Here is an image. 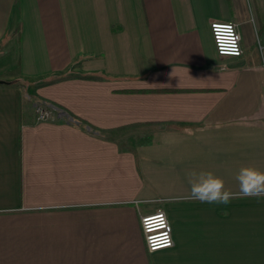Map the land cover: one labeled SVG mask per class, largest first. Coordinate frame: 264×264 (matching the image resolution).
I'll return each instance as SVG.
<instances>
[{"label": "crops", "instance_id": "0c3cea01", "mask_svg": "<svg viewBox=\"0 0 264 264\" xmlns=\"http://www.w3.org/2000/svg\"><path fill=\"white\" fill-rule=\"evenodd\" d=\"M212 21L236 24L239 57ZM9 44V79L65 78L28 103L0 83V264H264V197L186 198L189 171L232 191L264 171V0H0ZM39 99L57 118L34 119ZM132 127L153 133L111 134ZM157 210L173 244L148 252Z\"/></svg>", "mask_w": 264, "mask_h": 264}, {"label": "clouds", "instance_id": "9594fccd", "mask_svg": "<svg viewBox=\"0 0 264 264\" xmlns=\"http://www.w3.org/2000/svg\"><path fill=\"white\" fill-rule=\"evenodd\" d=\"M186 179L190 186L186 198L201 203L228 204L233 199L264 197V171L254 167L240 168L235 177L238 191L227 189L224 179L210 171H189Z\"/></svg>", "mask_w": 264, "mask_h": 264}, {"label": "built area", "instance_id": "2783aa9c", "mask_svg": "<svg viewBox=\"0 0 264 264\" xmlns=\"http://www.w3.org/2000/svg\"><path fill=\"white\" fill-rule=\"evenodd\" d=\"M209 27L214 50L218 56L236 58L241 55V36L235 23L212 21ZM226 29H230V31H226ZM230 42L234 43L235 51L230 47ZM48 112L46 113L40 110V114L36 117V121L51 119L52 116L49 117ZM159 217L163 218L162 226L157 219ZM140 228L148 252L172 246L173 237L171 226L166 214L162 210H157L153 214L142 216L140 218ZM165 239L167 243L164 242ZM154 243L160 244L161 246L153 247Z\"/></svg>", "mask_w": 264, "mask_h": 264}, {"label": "rangeland", "instance_id": "374dc122", "mask_svg": "<svg viewBox=\"0 0 264 264\" xmlns=\"http://www.w3.org/2000/svg\"><path fill=\"white\" fill-rule=\"evenodd\" d=\"M17 48L15 46H10L9 45H1L0 46V80L1 81H15L18 79L11 80L9 79L10 75H14L15 70H16V59H17ZM24 88V87H23ZM25 89V88H24ZM26 93L23 96V101L24 102H30V99H32L34 89L30 91V88L25 89ZM30 97V98H29ZM50 102H47L45 100H35L32 109V115L34 116V119L36 120V117L40 114V110L44 112H48L49 117H53V112L55 110H51L49 104ZM52 105V104H50ZM153 133V130L150 129H141L137 127H132V128H124V129H119V130H114L111 132L114 138H123V137H145L149 136Z\"/></svg>", "mask_w": 264, "mask_h": 264}, {"label": "trees", "instance_id": "16d2710c", "mask_svg": "<svg viewBox=\"0 0 264 264\" xmlns=\"http://www.w3.org/2000/svg\"><path fill=\"white\" fill-rule=\"evenodd\" d=\"M63 78H65V77L64 76H57V77H53V78H47V79L32 81V80H29L28 78H19L18 77L17 78L18 80H16V81H17V84L22 85V87H24L26 89L27 87H29L31 85H33L34 87H38L40 85L52 84V83H55V82H57ZM10 83H16V82L11 81ZM61 112H64V110L62 109ZM54 114H55V112H53V115ZM55 115L53 117L57 118V116H55Z\"/></svg>", "mask_w": 264, "mask_h": 264}, {"label": "snow or ice", "instance_id": "6c2138e0", "mask_svg": "<svg viewBox=\"0 0 264 264\" xmlns=\"http://www.w3.org/2000/svg\"><path fill=\"white\" fill-rule=\"evenodd\" d=\"M226 31H230V29H226ZM230 47L232 48L233 51H235V45H234V43L230 42ZM157 219L160 221V224L162 226L163 225V218L162 217H159ZM164 242L167 243V240L165 239ZM160 246H161L160 244H155V243L153 245V247H160Z\"/></svg>", "mask_w": 264, "mask_h": 264}, {"label": "water", "instance_id": "95a60500", "mask_svg": "<svg viewBox=\"0 0 264 264\" xmlns=\"http://www.w3.org/2000/svg\"><path fill=\"white\" fill-rule=\"evenodd\" d=\"M0 83H5V82H3V81L0 80ZM62 115H63V114H62Z\"/></svg>", "mask_w": 264, "mask_h": 264}]
</instances>
